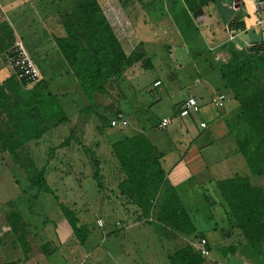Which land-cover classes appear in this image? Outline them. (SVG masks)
Returning a JSON list of instances; mask_svg holds the SVG:
<instances>
[{
    "label": "rangeland",
    "instance_id": "374dc122",
    "mask_svg": "<svg viewBox=\"0 0 264 264\" xmlns=\"http://www.w3.org/2000/svg\"><path fill=\"white\" fill-rule=\"evenodd\" d=\"M40 1H45L50 10L49 23L39 22L37 15L26 10L30 9L27 6L19 11L16 0H0L1 9L12 8L7 14L0 13L1 21L9 17L11 22L18 24L25 19L23 29L17 28L19 41L16 45L4 49L5 40L0 42V52L5 55L6 63L15 76V79L9 80L14 91L4 92L11 107L0 106V238L6 232L7 244L8 237L15 233L19 241L28 244L31 253H26L25 264H190L197 261L199 255L206 258V263L223 259L226 256L223 247L213 246L207 257L196 245L200 246L204 239L208 241L206 234L211 230L218 231L222 226L232 233V228L228 226L232 224L233 228L237 227L236 218L218 187L219 182L235 176H249L252 185H264V127H260L262 123L258 120L261 117L264 121V104L260 102L264 98L258 102L255 99L259 97H254L264 88V69L259 68L261 54H256L249 45L234 44L230 37L219 44L213 41L206 43L205 38H200L185 23L183 0H156V6L162 9L158 13L152 12L151 22L158 28L175 29L173 23L162 22L159 17V13H166L167 2H170L171 17L174 15L171 21H176L179 28L187 31H183L186 37L179 39L171 32L169 37L155 41L146 48L143 45L137 47L136 43L125 47L129 60L122 75L108 80L104 91L95 94L93 113H85L86 107L82 110L80 104L83 105V101L77 100L79 94L69 93L62 99L67 115L63 124L55 125L46 120L36 123L33 115L28 118L22 109L13 106L24 100L22 95L15 93V88H19L17 85L22 81V76L17 77V73L34 79L27 89H35L34 86L44 74L53 82L48 86L44 81L46 87L43 90L63 94V90L73 89L76 77L59 55L53 36L71 39L76 55L82 59L89 57L91 52L85 38L87 28L74 0ZM153 1L99 0V3L110 16L113 26L122 29L130 28L131 23L138 20L136 14L139 7ZM242 2L244 4L240 10L251 17L253 28L247 33H239L236 31L239 29H236V33L240 34L237 41H264V14H257L255 0ZM216 4L229 9L230 20L240 18L237 0H219ZM247 15L246 18L250 19ZM187 17L191 19L190 26L198 24L199 15L193 13L189 16L188 12ZM228 17L225 23L229 22ZM165 18L167 13L163 20ZM211 21L216 25H225L222 19ZM260 21L263 22L260 24ZM8 24L12 26L10 22ZM113 32L119 40L114 29ZM154 34L153 31L150 37ZM5 36L1 31L0 38ZM186 38L187 43H182L181 40ZM6 42L10 44L9 40ZM132 47L135 49L132 50ZM144 53L155 59L140 60ZM137 57L141 58L137 60ZM147 60L155 66L154 73L163 83L161 89L170 92L175 103L186 100L190 95L201 100L199 93L211 88V80L215 88L211 94L206 93L205 102H199L201 110L198 117L209 124L201 126L204 131L202 135L196 130L189 131L190 138L184 141L188 148L195 146L201 151L207 167L202 165L199 170L195 162L188 164L186 160L182 167L176 164L172 169L165 170L162 166L164 178L160 184L163 186L158 194L164 196V204L169 201L174 211L181 212L175 222L168 220L173 209L169 208L162 220V216H157H160L158 205H154L153 211L150 207V211L145 212L139 204V193H132L122 186L131 185V177L127 176L114 153V145L126 139L130 130L110 126L114 112L121 109L122 97H128L133 103H140L139 97L145 102L156 100L151 111L157 117L168 116L172 119L177 117V109L181 108L178 105L177 109L171 108L170 96L161 92H147L149 95L134 93L136 87L144 88L148 84L143 80L141 85H137L140 80L134 79L138 72L140 75L149 70ZM242 64L245 71L241 82L229 84L228 78ZM174 75L178 78L173 79ZM196 78H202V83L195 85ZM220 94L226 96L225 108H216L212 102ZM84 102L86 104L87 99ZM139 117L135 120L137 126ZM158 133L159 142L168 137L167 132ZM168 134L170 140L174 137V141L182 135L176 132L175 126ZM165 135L167 137L163 138ZM142 139L144 142L138 144L142 146L141 151L138 149V166H142V159L145 158L144 146L154 149L161 161L163 150L161 153L148 138ZM258 142L262 145V152L256 153L262 163L261 177H255L246 162V156L254 151ZM174 143L171 140L167 153L173 152ZM180 185H187L185 198L182 199L184 203L179 197ZM148 191L147 197H151L150 189ZM18 192H21L18 195L20 200L13 201L15 206L7 205ZM159 195L157 200L160 199ZM173 198L175 201H172ZM222 214L227 215L226 218ZM67 216L72 218V223ZM192 224L197 234L187 235L185 232L193 227ZM24 229L30 232H24ZM209 235L213 239L216 237L215 234ZM222 241L228 243L227 239ZM177 253L181 255L180 258L176 257ZM8 255L7 250L0 252V264H14L9 262Z\"/></svg>",
    "mask_w": 264,
    "mask_h": 264
},
{
    "label": "trees",
    "instance_id": "16d2710c",
    "mask_svg": "<svg viewBox=\"0 0 264 264\" xmlns=\"http://www.w3.org/2000/svg\"><path fill=\"white\" fill-rule=\"evenodd\" d=\"M184 1L187 8L192 13L202 7L201 0ZM74 2L87 28L85 38L91 49L89 57L82 59V57L77 56L76 48L73 47L75 45L72 44L71 39H60L54 36L53 38L59 48V51L62 53L65 61L77 78L79 86L89 100L90 105L86 107L85 113L89 112V114H91L93 113L94 105L96 103L95 94H97V92L104 91L108 80H114V77L119 78V76L122 75V70L129 60V56L124 52L120 41L116 38L108 15L105 12V9L101 7L99 0H74ZM1 24L0 32L2 31L3 34H6L4 38H0V42L5 40L4 49L9 48V45H16L17 40L15 39L14 32L8 24ZM229 26L231 30L240 29V24H237L236 22L231 23ZM66 29L70 32L68 26H66ZM6 40H9L10 44L7 43ZM256 45L257 44H255L251 50H254V52L258 55L261 54L259 58H262V61L259 68L264 69V54L262 53L264 51V45ZM80 55L82 56L83 54L80 52ZM133 56L135 57V55ZM138 58L140 59L141 57H137L136 59L138 60ZM244 71V64L239 65L232 76L228 78L229 84L231 83L234 85L236 82L240 83L241 78L244 75ZM14 75H16V73ZM16 76L19 78L22 76V81H20V84L17 85L19 86V91H17V93L22 95L24 100L13 105L14 107L22 109L23 112L27 114L28 118H31L33 115L32 117L36 120V123L37 121L41 123L46 120L47 122L54 123L55 125H60L67 120L66 111L60 103V100H58L57 95L51 92L50 89L49 91L43 90V88L46 87V84L44 83V81L46 82L45 79L38 81V83L34 86L35 89L23 90L22 88H26L31 85L34 82V79L30 77L25 78L23 73H17ZM13 77L12 80L15 79ZM10 82L11 81H7L2 87H0V106L2 105V107H11L7 96L4 95L5 88H10L12 85ZM20 86L22 88H20ZM254 97H259L258 99H255V101L258 102L263 99L264 88L255 94ZM260 102L264 104V99ZM180 111L181 109L179 110V113ZM120 113L123 114L121 111L114 112L110 120V126L112 120ZM258 120L262 123L260 127H264V121H262L261 117H259ZM36 138H38V136ZM257 145L254 146V151L250 155L246 156V162L253 175L255 177H261L262 163L259 161V157L256 153H260V151L262 152V145L260 142H258ZM141 147V145H137L136 143L128 142H122L114 145V152L118 156L125 173L127 176L131 177V185L122 186L124 188H128V190L132 193H139V204L144 207L145 212L148 213L150 211V207L151 211H153L154 205H158L160 207V216L159 214L157 216L158 218L162 216V220H164L163 216L166 212H168L169 208L173 209L168 216V220L171 219L175 222L178 220L181 212L178 213L174 211V207L169 204V201L168 204H164V196L160 197L158 194L161 192L163 185L160 183H162L164 178L162 174V164L159 159L160 155L158 156L154 149L152 150L149 146H144L143 157L145 156V158L142 159V166L139 167L138 164L140 160L138 157H140V153H138V149L140 150ZM96 176L98 178V175ZM152 179L154 180L152 181ZM218 187L224 200L228 203L233 216L236 218L237 227L241 230L251 248L256 251H262L261 249L264 246V185H252L251 177L249 176H235L234 178H228L219 182ZM148 189L151 191V197H147L146 193L149 192ZM158 195L160 197L159 200H157ZM173 200L175 201V198H173L172 201ZM67 217L72 223V218L70 216ZM166 224H168V222ZM185 233L187 235L197 234L194 226ZM180 256L181 255L179 253L176 254L177 258H180ZM197 258V261L190 264H204L206 262V258L201 257V255H199V257L197 256Z\"/></svg>",
    "mask_w": 264,
    "mask_h": 264
},
{
    "label": "crops",
    "instance_id": "0c3cea01",
    "mask_svg": "<svg viewBox=\"0 0 264 264\" xmlns=\"http://www.w3.org/2000/svg\"><path fill=\"white\" fill-rule=\"evenodd\" d=\"M16 1H17V9H19V11L24 6H27L30 9L29 10L26 9V10L33 15H37L39 22H42V23L48 22L49 23L48 15L51 13H50V10H48V7H47V4L45 1H43V2L40 0H16ZM166 1H169V0H166ZM218 1L219 0H201V6L202 7L200 9H198L197 11L193 12L194 14L198 12V14H197V15H199V17H198L199 19H197L198 24L197 25L193 24L192 26H190L192 22H191L190 18L188 19L187 14L189 12V16H191V14L193 15V13L187 8V5H186L185 1L183 0L184 7L187 10V11L185 10V12H184L186 14L185 15V20H186L185 23H187V25L190 28H192V30H194V33H196V35L198 34L199 37L202 39L205 38L206 43H208L209 41L210 42L213 41V43L217 42V44H219L223 40L230 37L233 40L232 42H234V44H235V42H237L239 45L241 44L243 46L253 45V44H258V45L263 44L264 45V41H261V40L260 41L259 40L251 41L253 43H244V42L240 43L237 41V38L240 35L239 33H244V32L247 33L250 29L253 28L251 23H250L251 17L249 15H247V13L245 11L240 10L244 4L242 2V0H237V12H239L238 15H240V18L236 17V18L231 19V20H230V17H228L231 14L229 12V9L227 7H224V6L221 7V6L217 5L216 3H218ZM156 3H157V1L154 0L153 3L147 2L144 6H141V8L139 7L137 9V14H136V17H138V20L136 22L131 23L130 28L125 27V28L121 29V28L114 27L111 20H110V16L107 14L109 21L111 23V26L114 29V31L116 32V34H118L119 41L123 47V50L125 51V53L127 55H128V52L125 50V47L129 48L130 46H133L136 43L137 47H140L143 45V48L144 47L146 48L147 46L154 43L155 41L158 42L165 37H169L172 34L171 32H173V34L175 36L179 37V39L186 37L184 34V32L186 30L185 29L182 30L181 28H179V25L176 23V21H174V22L171 21V20H174V17H173L174 15L172 14L173 16L171 17V14H170L171 8L169 7L170 2H167V11H166L167 18H165V20H163V16H165L166 13L165 14L159 13V15H160L159 17H161L160 20L162 22H165V23L167 22V24H168V21H169V22L173 23V27H175V29H172L170 27L158 28L159 26H155L154 22L153 23L151 22L153 20V17H152L153 13L152 12L158 13V10L160 11L162 9V7H157ZM11 9L12 8H8L7 10H3L0 8V13L6 12V14H7ZM208 10H210V11H208ZM17 13H19V12H17ZM147 14H149V18L147 17ZM246 15L250 19L246 18ZM227 17H228L229 22L225 23ZM0 18H1V16H0ZM212 19H215L216 22L218 21V19H222V21L225 23L224 27L221 26L219 23H217V25H218L217 26L216 23H213L211 21ZM0 22L1 23L5 22L6 24H8V22H10L12 24V26H10L9 24L8 25L11 28V30L14 32L15 39L19 41L17 28L19 27L20 29L21 28L23 29V23L25 22V19L23 18V20L18 24L16 21L11 22L9 17H7L5 21H1V19H0ZM233 22L240 24V26H239L240 29L236 30V31H239V33H238L237 37L234 39L231 37V35H229V34H231L230 30L228 31V29L230 27L229 25ZM196 23H197V21H196ZM153 31L155 32V34L150 37V34ZM53 40H54V38H53ZM186 40H187V38L182 39L181 42L186 44L187 43ZM54 42H55V40H54ZM134 49H135V47L132 50H134ZM58 50H59V48H58ZM58 52H59V55L65 61L62 53L60 51H58ZM142 56L144 58L142 57L140 60L148 58L151 61L152 59H155L151 55L148 56L147 53H146V55L144 53ZM147 62L149 64V68H148L149 70H147L146 72H144L143 74H140V75H139V72L137 71L138 73H137V75H135L134 79L137 78L135 81L140 80V84H137V85H141L143 80H144L143 83H148V84H146V86L144 88H142V87L137 88L136 87V89H134V93L139 95V94H141V92L142 93L144 92V94L149 95V94H153L155 92H161V93H164V94H167L170 96L171 95L170 92L166 93L161 89V87L163 86V83H162L161 79L156 75V73H154L155 70H153V68H155V66H153L151 63H149L148 60H147ZM7 65L8 64L6 63L5 55H3L0 52V87H2L7 81L12 79V77H13V75H12L13 71H11V68L9 67V65L8 66ZM148 71H151V72H148ZM141 75H143V77H141ZM178 76H179V73H178ZM178 76L174 75L173 79H177ZM41 78L46 80V82L48 83V86H50V82H53V80L51 78L45 76L44 74H43V76H41ZM201 79L202 78H196L194 81V84L195 85L201 84L202 83ZM150 82H152V83H150ZM207 83L209 84L208 80H207ZM212 85H213V81L211 80V88L209 87L210 92L208 89L205 93H199V95H200L199 98H201V100H198L197 98L193 97L192 95H190L188 98L193 97L198 102H200V101L205 102L206 93L211 94L213 91H215L214 90L215 88L212 87ZM28 87H26L25 90H28L27 89ZM15 89H17V91H19V88H15ZM12 91H14V89H11V87L5 88L6 93L7 92L11 93ZM17 91L15 93H17ZM63 91L65 92L63 94L53 92L55 95H57V98H58V100H60L61 104L64 105L62 99H64L65 95H67L69 93H75L77 95L79 94L78 95L79 97L77 100H80V102H81V100L83 101V105L80 104L82 106V109H85V107H88L90 105L87 96L85 95V93L83 92L81 87L79 86L77 78L75 80V84H73V89L71 91L70 90L69 91L63 90ZM17 94L20 95L19 93H17ZM84 99H87L86 104H84L85 103ZM187 99L180 102V103H175V98H172V96H170V101H169L170 107L171 108L176 107V109H177V105L181 107L182 104L185 101H187ZM139 100H140L139 102L141 104L140 103H133L132 101H130L128 99V97L127 98H124V97L121 98L120 106H121V109L123 110L121 112H123L125 118L127 119L128 123H129L126 128H130V130L128 131V134H127V138L122 139L120 141L121 143L122 142H128V143H136L138 145V144L144 142V139H142V138H148L153 143L155 148L160 149L159 151H161V149L163 150V158H161L160 162H161V164L165 170L172 169L176 164H178L180 167H182L184 165L185 160L188 162V164L189 163L192 164L195 162L196 165L199 167V170L202 169L201 168L202 165H205V167H207L206 163L204 162V158L202 156L201 151L199 149L195 148V146L188 148L189 145L186 146L184 143V141H186L187 139L190 138L188 135L189 131H191V130L195 131L196 130V131L200 132V135H202L204 131L201 129V126L204 125L206 127L209 124V123L205 122L204 120H202L201 118L198 117V114L200 112L196 115H191L190 117L182 118L179 115V110L181 109V108H179V109H177L178 110L177 117H174L172 119H171V117H168V116L157 117V115L151 111V108L153 109L155 107L154 104L157 102L156 100L152 101V99H151L150 102H145L140 97H139ZM161 100H162V98L160 99V101ZM225 106H226V104H225ZM216 108H218V107H216ZM149 112H152V113H149ZM136 115H138V116H136ZM219 115L220 114L218 113V116ZM128 117H130L131 120ZM136 117H139V119L136 121V122H138V126L135 123ZM164 118L170 119L171 123L167 129L161 130L158 128V125H159L160 121ZM215 120H217V115L215 116ZM133 123H135L134 125L136 127H134ZM174 126L176 128V132H180L182 135H181V137H178V139H176L175 141H174V137L171 139L173 142H175L174 144L176 146H175V149L172 150L173 152L167 153L166 149L169 147V144L171 143V140H170L168 133L170 132L171 128H173ZM126 128L120 127V129H126ZM159 131L160 132L163 131L165 133L167 132V135H168V137H167V135H165V137H163V138H166V137L167 138L164 139L162 142L157 141V138H159L158 136L160 135L158 133ZM198 138L199 137H197V139ZM196 140H194V141L196 142ZM180 144H181V146H180ZM163 148H165V149H163ZM174 151H176V152H174ZM161 153H162V151H161ZM117 159H118V156H117ZM187 170H188V165H187ZM110 171H112V170L110 169ZM14 186L18 187L19 185H14ZM258 186H262V185H258ZM178 189L181 193L180 197H182L181 198V200H182L185 198V191L187 190V185H180V186H178ZM19 193H21V192L14 194V197L12 198L11 201L7 202V205L15 206V203L13 201L20 200L19 199L20 196H18ZM184 202L185 201L182 200V203H184ZM3 204H4V202H3ZM222 215L224 217L227 216L225 214H222ZM0 221H1V219H0ZM228 227L232 228V230H231L232 233L228 232L226 230V228L224 229L221 226V228H219L218 231L211 230L210 232H208L206 234V236L208 238V241H207L208 247L206 244V248L209 251L208 256H210L213 246L223 247V252H225L224 255H226V256H224L223 259H218L216 261H213L212 263H206L205 262L204 264H264V257H259V255H262V254L264 255V246L261 249L262 251L254 250L253 248H251V246L249 245L247 240H245L244 235L242 234V232H240L241 230L238 227L233 228L234 225H232V224L229 225ZM27 230H25L24 232H27ZM146 231L147 230H145L144 232H146ZM169 231L171 233L173 232L172 230H169ZM28 232H30V231L28 230ZM209 234H215L216 237L213 239L212 238L213 236H210ZM240 234H242L243 237ZM6 235H8V234L5 232L4 237L0 238V252H3V250L8 251V253H9L8 259L10 260L9 262H14V264H25V263H27L26 262V260H27L26 253H28V254L31 253V252H29V250L27 248L28 244L23 243V241H19V239L15 236L16 235L15 233H13V235H10V237H8V243L6 244V242H7V241H5ZM223 239H227L228 243L226 244L224 241H222ZM184 240L189 241L188 238H184ZM196 247L201 248V250H202L201 244H200V246L196 245Z\"/></svg>",
    "mask_w": 264,
    "mask_h": 264
},
{
    "label": "built area",
    "instance_id": "2783aa9c",
    "mask_svg": "<svg viewBox=\"0 0 264 264\" xmlns=\"http://www.w3.org/2000/svg\"><path fill=\"white\" fill-rule=\"evenodd\" d=\"M256 3V12L258 15L264 14V0H255ZM106 12V11H105ZM107 13V12H106ZM108 14V13H107ZM260 24L262 23V21L259 22ZM238 35V33H236L235 30L231 31V37L234 39L236 38ZM250 49L254 46V45H249ZM21 49L24 51L23 47L21 46ZM35 72L36 69L34 68ZM213 103L216 107L218 108H224L225 107V103H226V96L223 94L218 95L214 100ZM200 106H199V102L191 97L189 98L181 107V111L179 113L180 117L182 118H187L190 117L191 115H196L200 112ZM171 123V120L168 118H164L160 121L158 128L161 130H165L169 127ZM128 121L125 118V116L120 113L118 114V116L116 118H114L111 122V127L113 128H126L128 126ZM206 244H207V240H203L201 242V246H202V254L208 256L209 255V251L206 248Z\"/></svg>",
    "mask_w": 264,
    "mask_h": 264
},
{
    "label": "water",
    "instance_id": "95a60500",
    "mask_svg": "<svg viewBox=\"0 0 264 264\" xmlns=\"http://www.w3.org/2000/svg\"><path fill=\"white\" fill-rule=\"evenodd\" d=\"M198 14V13H195V15Z\"/></svg>",
    "mask_w": 264,
    "mask_h": 264
}]
</instances>
